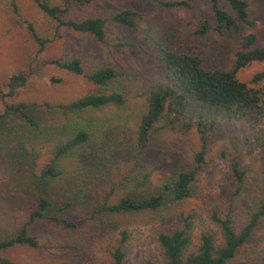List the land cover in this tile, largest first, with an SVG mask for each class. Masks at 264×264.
Wrapping results in <instances>:
<instances>
[{
  "label": "rangeland",
  "instance_id": "374dc122",
  "mask_svg": "<svg viewBox=\"0 0 264 264\" xmlns=\"http://www.w3.org/2000/svg\"><path fill=\"white\" fill-rule=\"evenodd\" d=\"M44 1L58 6L63 19L107 18L129 8L137 14L136 26L128 29L108 23L106 41L100 42L91 35L57 26L31 0H0V239L37 207L36 176L57 145L76 127L89 136L86 144L59 158L60 175L44 186L52 204L49 211L72 225L37 220L30 226L37 240L35 248L14 245L0 250V256L15 264H113L111 251L118 246L124 254L121 264H142L145 260L162 264L156 236L179 226L180 212L192 214L188 251L195 250L199 232L216 234L208 220L212 211L228 214L238 230L264 191L261 152H247L244 143L255 130L247 117L220 121L210 131L205 164L197 171L188 198L176 202L165 196L155 210L122 214L101 212L98 207L104 198L115 201L126 193L134 197L157 193L177 171L192 165L199 143L197 132H172L162 121L154 124L146 146L135 154L136 125L145 108L146 93L162 80L159 51L184 50L196 54L209 69L230 68L240 47V35L253 32L254 44L264 46V0H245L250 25L222 33L212 28L208 0H184L186 6L174 7L152 0ZM219 5L228 9L223 0ZM202 21L206 25L199 31ZM27 24L45 39L42 47L31 38ZM71 58L79 59L83 74L109 65L120 77L98 88L82 75L50 63L52 59ZM263 67L261 62H251L237 70L236 77L254 88L264 86V81L250 82L252 74ZM19 71L26 76L25 82L9 93L7 79ZM112 89L125 97L123 105L75 113L53 107L86 93ZM17 102L26 103L27 114L37 126L28 125L20 114L5 108V103ZM43 103L52 107L46 109ZM18 144L24 147V155ZM234 160L244 171L238 191H234L229 170ZM64 202L68 205H62ZM120 231L126 236L122 242ZM235 260L264 264V216L236 251Z\"/></svg>",
  "mask_w": 264,
  "mask_h": 264
},
{
  "label": "trees",
  "instance_id": "16d2710c",
  "mask_svg": "<svg viewBox=\"0 0 264 264\" xmlns=\"http://www.w3.org/2000/svg\"><path fill=\"white\" fill-rule=\"evenodd\" d=\"M45 15L56 22L57 26L69 28L73 31L93 36L97 41L105 42V30L108 23L134 29L136 26V12L121 9L107 18L88 16L81 19H63L61 10L56 5H50L44 0H31ZM76 4L88 3L91 0H64ZM164 7L186 6L184 0H152ZM213 18L212 28L217 33L238 31L240 26H249L248 4L245 0H223L228 9L219 5V0H208ZM202 21L201 29L205 28ZM26 29L31 38L39 46H43L45 39L40 38L30 24ZM253 32L240 35V47L234 52L233 64L230 68H207L196 55L184 50L162 48L159 51V63L162 67V80L157 86L147 91L145 108L139 115L134 140L135 154H139L149 140L154 124L162 121L163 126L172 132L185 133L195 130L198 134V148L192 155V165L176 172L175 176L162 184V190L143 197L123 194L115 201L104 198L98 210L106 213L122 214L155 210L163 203L165 196L172 201L180 202L191 195V184L197 171L205 164L206 142L210 131L220 121L238 120L247 117L255 130L245 139L247 152L259 149L264 160V86L254 88L251 84L240 81L236 72L251 62H261L264 65V46L254 44ZM50 63L76 75H82L89 83L98 88H104L120 77V73L109 65H102L83 74L79 59H52ZM26 76L22 72L9 75L6 87L9 93L22 86ZM58 81L57 78L53 79ZM264 81V67L252 74L250 82ZM125 97L117 89L106 92L86 93L64 103L53 105L63 113L98 109L114 105L121 106ZM44 108L52 107L48 103ZM5 108L20 114L30 126H37L30 116L26 103L17 102L6 104ZM88 133L80 127L74 128L63 142L53 150L48 161L40 168L36 176V208L28 213L27 219L18 225L4 238L0 239V250L14 245H24L35 248L37 240L30 232V226L37 220H52L62 226H70L72 222L58 214H52L49 209L51 201L45 196L44 186L47 181L60 175L59 158L67 155L86 144ZM17 149L24 155V147L17 145ZM111 151V150H110ZM109 151V153H110ZM229 170L234 183V191L242 187L244 171L237 161H231ZM30 178V177H29ZM111 186V178L109 180ZM43 190V192H42ZM67 206L68 202L62 203ZM60 207L59 209H61ZM264 216V191L255 207L247 215L243 225L235 230L232 219L228 214L220 215L216 211L210 212L208 220L215 227V232L201 231L197 237L195 250L188 251L191 243L192 214L180 212L179 226L169 231L159 232L156 236L162 255V264H248L244 260H235L236 251L247 242L251 231L259 219ZM120 242L126 237L120 231ZM123 252L118 246L111 251L113 264H121ZM0 264H15L0 256ZM142 264H157L152 260H145Z\"/></svg>",
  "mask_w": 264,
  "mask_h": 264
}]
</instances>
